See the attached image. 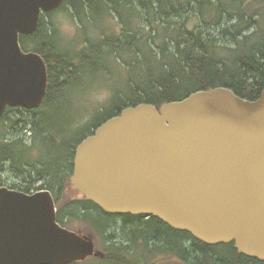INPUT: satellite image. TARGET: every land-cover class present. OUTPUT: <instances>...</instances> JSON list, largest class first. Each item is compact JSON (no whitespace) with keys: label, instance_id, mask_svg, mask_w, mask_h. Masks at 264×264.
Instances as JSON below:
<instances>
[{"label":"water","instance_id":"water-1","mask_svg":"<svg viewBox=\"0 0 264 264\" xmlns=\"http://www.w3.org/2000/svg\"><path fill=\"white\" fill-rule=\"evenodd\" d=\"M63 2L0 0V117L9 107L42 105L47 65L20 38ZM70 180L107 214L155 217L264 263V90L256 101L215 87L160 108L128 107L79 144ZM99 255L92 238L58 222L50 191L0 186V264Z\"/></svg>","mask_w":264,"mask_h":264},{"label":"trees","instance_id":"trees-1","mask_svg":"<svg viewBox=\"0 0 264 264\" xmlns=\"http://www.w3.org/2000/svg\"><path fill=\"white\" fill-rule=\"evenodd\" d=\"M192 10L206 26H221L227 16L237 18L233 26L236 32L225 31L234 38L233 48L218 47L211 33L187 28L185 17ZM62 11L69 13L83 34L89 28L95 29L96 37L84 35L86 42L80 48L63 47L66 45L58 40L51 19ZM110 18L116 22L115 32L107 25ZM263 23L264 0H64L58 9L42 14L33 34L20 38L23 50L40 54L48 69V89L42 105L26 109L33 114V144L54 142L51 110L66 103L70 90L82 88L89 78L106 71L113 55L134 75L135 71L139 74L130 77L126 88L116 91L109 104L99 109V119L66 152L50 161L29 163L27 152L35 146H28L22 139L7 138L6 132L14 124H22L23 128L27 125L25 120H14L11 115L22 108H7L0 117V173L11 170L19 177L29 175L31 181L21 189L28 194L61 190L66 180L71 183L79 144L128 107L146 103L160 108L215 87L231 89L245 100H258L264 90ZM247 24L255 29L251 36L242 35ZM256 35L257 42L252 39ZM227 49L229 54L223 56L220 50ZM92 128L94 131L86 135ZM35 181L47 184L34 189L31 184ZM83 198L75 209L69 206L65 215L58 210V220L59 216L67 217L68 224L78 220L101 240L98 242L102 248L97 249L99 256L72 264H263L239 254L234 243L209 246L155 217L110 215ZM118 219H123L120 226ZM80 234L91 236L87 232Z\"/></svg>","mask_w":264,"mask_h":264},{"label":"rangeland","instance_id":"rangeland-1","mask_svg":"<svg viewBox=\"0 0 264 264\" xmlns=\"http://www.w3.org/2000/svg\"><path fill=\"white\" fill-rule=\"evenodd\" d=\"M195 14L196 11L192 10L185 17L186 25L188 26L187 28H197L203 33H211L216 39L215 41L218 47L233 48L234 38L225 34V31L230 30L231 32H236L233 29V26L238 21L237 18L227 16L221 26H206L204 23L200 22L199 18L195 16ZM51 19L56 30L58 31V40L62 43V45H66L63 47L68 46L67 48H70L71 46L72 48H77L79 46L80 48L86 42L84 35L91 39L96 37L94 34L96 31L93 28H89V32H85V34H83L84 31L83 33L81 32L77 22L69 15V13L65 11L53 14ZM107 21V25L112 27L111 30L114 31L113 27L116 23L115 20L110 18V20ZM250 25L251 24H247L242 28V35L244 34L251 36L254 33L255 29L253 27L251 28ZM252 39L253 41L257 42L259 36L256 35ZM155 50L157 52L159 51L156 45ZM220 51L223 56H227L229 54L228 49L224 52L222 50ZM132 71L133 70L128 69V67L123 65L121 60L115 58L113 55V57H110L108 60V67H106V71L100 73V75H96L94 78H89L88 84H85V86L82 88H74L70 90V92L67 94L68 98H66V103L62 104L61 106H56L49 113V117L52 118V122L54 124L52 125L51 129V137L54 142H35L36 144H33L35 141V136L31 131L32 125L30 122L33 114H29L30 112H28L25 108H22L23 110L11 114L14 120H25L27 122V125L24 127L25 130L23 128L24 125L14 124V127H11V130L6 132L7 138L22 139L28 146H32L31 144L35 146H32V148L34 147L32 152H27L26 160L29 163L34 162V160L50 161L54 159L58 153L63 154L66 152L68 146H72L78 137H80V135L84 133L85 130L90 128V126L99 119V109H103L109 104L116 91L124 90L127 85L126 81L130 77H136L137 74H139V71H135L137 74L134 75ZM91 131H94V129L92 128L91 130L86 131V135H89ZM35 175L36 174L33 176ZM29 180L31 181L29 175L19 177L11 170L0 173L1 185H4L5 187H13V189L18 191H21L23 187H27V182ZM32 183L33 184H31V187L36 189L37 186L47 184V181H35ZM49 191L52 193L55 201L58 198V201L55 202L56 208L57 211L63 210V215L66 214L65 210L69 206H71V209H75L77 207L76 204H82V201L84 200L83 195L78 192L71 183L68 184L67 180L64 182L63 188L61 190L55 189V191ZM59 217L61 219H59L58 222L63 227L75 232L79 231L78 233L87 232L94 240L96 248L98 250L99 248H102V245L98 242L101 240L91 234V231L87 229L84 224L78 220H74V223L68 224L65 223V221L67 222V217ZM117 222L120 226L123 223V219H118ZM222 252L225 251L222 250Z\"/></svg>","mask_w":264,"mask_h":264},{"label":"flooded vegetation","instance_id":"flooded-vegetation-1","mask_svg":"<svg viewBox=\"0 0 264 264\" xmlns=\"http://www.w3.org/2000/svg\"><path fill=\"white\" fill-rule=\"evenodd\" d=\"M8 188L13 189V187L8 186Z\"/></svg>","mask_w":264,"mask_h":264}]
</instances>
